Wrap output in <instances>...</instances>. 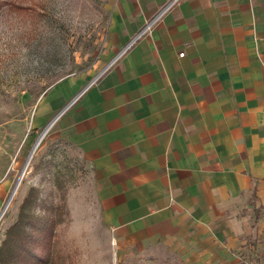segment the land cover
<instances>
[{
	"label": "crops",
	"instance_id": "1",
	"mask_svg": "<svg viewBox=\"0 0 264 264\" xmlns=\"http://www.w3.org/2000/svg\"><path fill=\"white\" fill-rule=\"evenodd\" d=\"M168 1L114 0L104 64L34 127L84 163L120 258L264 264V0H177L138 36Z\"/></svg>",
	"mask_w": 264,
	"mask_h": 264
},
{
	"label": "rangeland",
	"instance_id": "2",
	"mask_svg": "<svg viewBox=\"0 0 264 264\" xmlns=\"http://www.w3.org/2000/svg\"><path fill=\"white\" fill-rule=\"evenodd\" d=\"M113 1L0 0V213L21 179L0 216V244L23 200L35 192L31 211L38 219L46 206L60 207L51 264H164L120 258L97 216L84 163L71 147L48 139L51 127L30 155L44 129L33 122L42 94L64 76L89 77L104 64L100 54Z\"/></svg>",
	"mask_w": 264,
	"mask_h": 264
},
{
	"label": "trees",
	"instance_id": "3",
	"mask_svg": "<svg viewBox=\"0 0 264 264\" xmlns=\"http://www.w3.org/2000/svg\"><path fill=\"white\" fill-rule=\"evenodd\" d=\"M19 9V6L10 5ZM37 204L34 193L23 200L17 220L0 244V264H51L54 227L59 224L60 207L46 206L38 219L31 211ZM52 212L51 215L49 213Z\"/></svg>",
	"mask_w": 264,
	"mask_h": 264
},
{
	"label": "built area",
	"instance_id": "4",
	"mask_svg": "<svg viewBox=\"0 0 264 264\" xmlns=\"http://www.w3.org/2000/svg\"><path fill=\"white\" fill-rule=\"evenodd\" d=\"M177 2V0H169L162 8H160L158 10V12L152 16V18H150V20H148V22L146 23V25L144 26V28L141 30V32L138 34V36L145 30L149 29V27L156 21L158 20L173 4H175ZM133 42V41H132ZM130 42L128 46L131 45ZM183 53H180V55H182Z\"/></svg>",
	"mask_w": 264,
	"mask_h": 264
},
{
	"label": "bare ground",
	"instance_id": "5",
	"mask_svg": "<svg viewBox=\"0 0 264 264\" xmlns=\"http://www.w3.org/2000/svg\"><path fill=\"white\" fill-rule=\"evenodd\" d=\"M47 130H48V128L45 130V132H46ZM45 132H43L42 134H40L39 137L36 139L35 144H34L32 150H31L30 155L32 154V151H33L34 148L37 146V144L40 142V140H41L42 136L45 134ZM29 157H30V156H29ZM20 180H21V179H20ZM20 180H18V182L16 183V185H15L14 188L12 189V192H11V194L9 195V197H8V199H7V201H6L5 205H4V207H3V209H2V211H1V213H0V216L4 213V211H5L6 208L8 207V205H9V203H10V201H11V199H12V197H13V195H14V193H15V191H16L18 185H19Z\"/></svg>",
	"mask_w": 264,
	"mask_h": 264
},
{
	"label": "water",
	"instance_id": "6",
	"mask_svg": "<svg viewBox=\"0 0 264 264\" xmlns=\"http://www.w3.org/2000/svg\"><path fill=\"white\" fill-rule=\"evenodd\" d=\"M51 124H52V122H50V123H49V124L43 129L42 133L45 132V130H46L47 128H49V127L51 126ZM42 133H41V134H42ZM34 144H35V143H34ZM33 146H34V145H33ZM22 173H23V172H22ZM21 176H22V174H21Z\"/></svg>",
	"mask_w": 264,
	"mask_h": 264
}]
</instances>
